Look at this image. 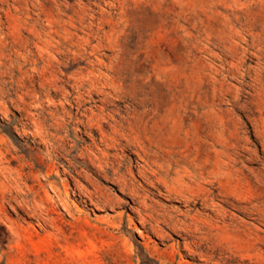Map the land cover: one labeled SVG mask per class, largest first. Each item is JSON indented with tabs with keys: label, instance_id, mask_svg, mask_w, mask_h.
<instances>
[{
	"label": "rangeland",
	"instance_id": "obj_1",
	"mask_svg": "<svg viewBox=\"0 0 264 264\" xmlns=\"http://www.w3.org/2000/svg\"><path fill=\"white\" fill-rule=\"evenodd\" d=\"M0 264H264V0H0Z\"/></svg>",
	"mask_w": 264,
	"mask_h": 264
},
{
	"label": "trees",
	"instance_id": "obj_2",
	"mask_svg": "<svg viewBox=\"0 0 264 264\" xmlns=\"http://www.w3.org/2000/svg\"><path fill=\"white\" fill-rule=\"evenodd\" d=\"M4 228L2 226H0V244H4L5 243V239H4Z\"/></svg>",
	"mask_w": 264,
	"mask_h": 264
}]
</instances>
